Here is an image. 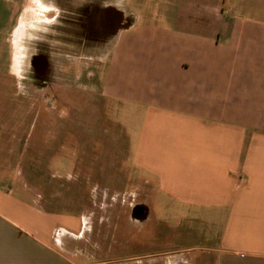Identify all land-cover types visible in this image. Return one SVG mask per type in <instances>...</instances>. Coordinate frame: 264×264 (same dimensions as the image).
Here are the masks:
<instances>
[{
    "label": "crops",
    "instance_id": "0c3cea01",
    "mask_svg": "<svg viewBox=\"0 0 264 264\" xmlns=\"http://www.w3.org/2000/svg\"><path fill=\"white\" fill-rule=\"evenodd\" d=\"M158 1L162 10L128 5V23L94 55L105 65L103 72L93 70L100 95L133 104L127 111V192L142 195L136 204L159 222L164 218L154 212L172 206L220 213L217 250L264 264V0ZM30 2L27 7V0H0V83L6 86L17 79L8 69L14 56L20 84L29 81L38 42L55 20L49 0ZM33 5L45 10L41 22ZM24 9L29 21L18 32ZM162 18L165 26L158 23ZM13 51L20 52L12 56ZM89 71L83 78L88 86ZM11 113L16 114L0 105V117ZM17 127L5 123L0 132ZM156 196L165 201L157 203ZM5 208L17 214L4 218L0 211V264L134 259H103L83 245L72 246V239H82V219L54 218L25 203ZM175 217L188 219L184 211ZM153 257L157 264H174L176 254L159 251Z\"/></svg>",
    "mask_w": 264,
    "mask_h": 264
},
{
    "label": "rangeland",
    "instance_id": "374dc122",
    "mask_svg": "<svg viewBox=\"0 0 264 264\" xmlns=\"http://www.w3.org/2000/svg\"><path fill=\"white\" fill-rule=\"evenodd\" d=\"M113 2L124 11L128 5L142 12L163 9L158 0ZM27 3V7L32 5L30 0ZM33 9L41 11L37 18L41 22L44 9L36 5ZM26 11L18 32L28 24ZM37 19L32 21L34 26ZM158 23L165 26L167 22L162 18ZM15 52L20 51H13L12 56ZM10 64L9 74L17 79L7 86L0 83V93H7L0 105L16 114L2 115L0 125L17 124L18 130L0 132V211L4 218L16 219L17 214L5 205L25 203L54 218L82 219V239H72V246L83 245L103 259L133 257L128 264H157L153 253L159 251H174L178 260L170 261L179 264H253L238 253L217 250L220 213L185 212L172 206L154 212L164 222L152 216L140 223L132 218L130 209L143 198L127 192L126 184L130 176L127 111L133 104L100 95L93 70L103 72L105 65L94 55L76 51L60 56L54 61L51 79L45 76L23 84L17 72L18 58L14 56ZM86 68L93 78L89 86L84 80ZM163 201L156 196L157 203ZM181 211L188 219L175 217ZM79 223L72 231L79 230Z\"/></svg>",
    "mask_w": 264,
    "mask_h": 264
},
{
    "label": "flooded vegetation",
    "instance_id": "af4514ba",
    "mask_svg": "<svg viewBox=\"0 0 264 264\" xmlns=\"http://www.w3.org/2000/svg\"><path fill=\"white\" fill-rule=\"evenodd\" d=\"M49 1L55 6L53 14L56 20L50 25L45 39L38 42V58L32 60L28 82L45 76L51 79L55 71L54 61L60 56L75 55L76 51L80 55H95L112 41L117 29L129 21L126 11L113 0ZM43 54L47 56L46 63ZM130 210L132 218H137L139 223L149 219L150 212L142 204H134ZM174 264L179 262L174 261Z\"/></svg>",
    "mask_w": 264,
    "mask_h": 264
},
{
    "label": "water",
    "instance_id": "95a60500",
    "mask_svg": "<svg viewBox=\"0 0 264 264\" xmlns=\"http://www.w3.org/2000/svg\"><path fill=\"white\" fill-rule=\"evenodd\" d=\"M42 57H43V56H42ZM43 60H44V62L46 61L44 57H43ZM45 63H46V62H45ZM45 63H44V65H46Z\"/></svg>",
    "mask_w": 264,
    "mask_h": 264
}]
</instances>
